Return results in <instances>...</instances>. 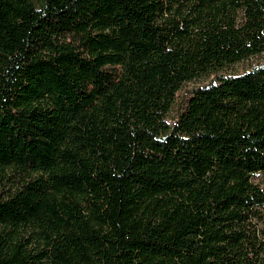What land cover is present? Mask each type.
<instances>
[{
  "label": "trees",
  "instance_id": "16d2710c",
  "mask_svg": "<svg viewBox=\"0 0 264 264\" xmlns=\"http://www.w3.org/2000/svg\"><path fill=\"white\" fill-rule=\"evenodd\" d=\"M0 264H264V0H0Z\"/></svg>",
  "mask_w": 264,
  "mask_h": 264
},
{
  "label": "rangeland",
  "instance_id": "374dc122",
  "mask_svg": "<svg viewBox=\"0 0 264 264\" xmlns=\"http://www.w3.org/2000/svg\"><path fill=\"white\" fill-rule=\"evenodd\" d=\"M263 62V58L260 56L250 58L246 61H243L241 63H238L234 65L233 67L229 68L228 71L231 73H241L244 72L246 69L250 68L254 64ZM199 85V82L193 81L186 83L181 90L177 94L176 103L173 107V109L170 112V115L168 117V120L170 123H173L175 121V117L177 116V111L181 108L183 102L185 99L189 96V91L194 87Z\"/></svg>",
  "mask_w": 264,
  "mask_h": 264
}]
</instances>
